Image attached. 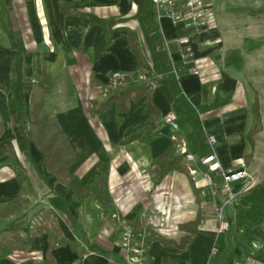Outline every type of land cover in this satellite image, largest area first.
<instances>
[{"label": "crops", "instance_id": "1", "mask_svg": "<svg viewBox=\"0 0 264 264\" xmlns=\"http://www.w3.org/2000/svg\"><path fill=\"white\" fill-rule=\"evenodd\" d=\"M204 1L216 23L208 30L164 8L158 17L154 0H2L0 206L10 209L0 216V264H126L112 214L137 228L148 209L140 200L166 223L199 220L195 231H160L144 264H264V0ZM233 50L239 69L227 64ZM116 70L128 81L105 96ZM181 142L197 160L156 183V160ZM213 152L225 168L245 162L253 180L244 191L251 178L235 182L223 233L217 182L188 169L204 170Z\"/></svg>", "mask_w": 264, "mask_h": 264}, {"label": "built area", "instance_id": "2", "mask_svg": "<svg viewBox=\"0 0 264 264\" xmlns=\"http://www.w3.org/2000/svg\"><path fill=\"white\" fill-rule=\"evenodd\" d=\"M157 6L158 17H161V9L164 8L165 15L172 18L175 23L186 22L190 25L196 26L200 29H212L216 27L215 18L213 12L208 8L209 3L204 0H187L185 4L179 5L178 0H154ZM179 43L182 46V51L187 62V57L193 56V50L190 45V39L183 37L179 39ZM194 66L192 71L195 74H200L197 62L192 59ZM129 75L124 71H113L109 75V80L103 88V93L106 96L116 90L123 87L128 81ZM137 78L140 81L148 79L147 71L138 70ZM165 120L170 124L173 134L172 138L177 141L178 138L175 133L178 131L179 124L177 122V116L173 112H169L165 116ZM216 138L214 135L209 136V142L214 144ZM177 152L184 155L187 161L194 162L197 160L194 154L190 153L186 147L185 142L176 144ZM200 163L204 166V170L200 171L197 168L189 167L191 175H201L208 186H215V176L220 179L219 191H214V198L220 196V201H216L214 204L215 216L218 220V224L215 227L217 233H223L231 229V222L225 214L227 208L232 207L237 201L240 192L235 190V182L244 180L250 177V174L246 170L245 162L240 163L239 168H225L219 161L217 155L213 152L207 154L200 159ZM251 178V177H250ZM253 186V180L246 184L244 190H248ZM112 217L120 223L121 235L120 245L126 252V264H144L143 259L147 253L149 246V232L144 229L142 232H136L133 224L121 216L119 212L112 214ZM203 226V224H202Z\"/></svg>", "mask_w": 264, "mask_h": 264}, {"label": "rangeland", "instance_id": "3", "mask_svg": "<svg viewBox=\"0 0 264 264\" xmlns=\"http://www.w3.org/2000/svg\"><path fill=\"white\" fill-rule=\"evenodd\" d=\"M147 1V7L151 8L152 3L151 0H146ZM2 0H0V4H1ZM180 154V153H179ZM182 155V154H180ZM186 158L183 157L182 160V165H186ZM191 167V166H190ZM189 169V168H188ZM190 173V172H189ZM193 176V175H192ZM217 184H220V179L215 178ZM152 192H149V194H151ZM139 204H144L147 206V211L145 212V215H142L141 218L138 221V227H135L136 232H142L144 229L147 230V232H149V242L152 241V239H154V237L158 236L161 237L163 236L162 234H160L161 232H165V233H169V234H173L175 232H179L182 230H188L191 232V230H195L199 220L195 221V222H184V221H180L179 223L176 222H172V223H166L164 222L162 219L163 217V213L160 211H156L153 212L150 208V206H148L146 204V202H144L143 200L139 201ZM10 209L9 204L7 206H0V216L5 217L7 211ZM14 213H19V208L18 206H14L12 207V209ZM175 213V212H174ZM15 216V215H14ZM8 217V216H7ZM14 217H12L13 219ZM0 219V221L6 222V220L8 219ZM4 226V223L0 224V229H2V227ZM0 240H4L3 239V234H1L0 232ZM2 241H0L1 243Z\"/></svg>", "mask_w": 264, "mask_h": 264}, {"label": "trees", "instance_id": "4", "mask_svg": "<svg viewBox=\"0 0 264 264\" xmlns=\"http://www.w3.org/2000/svg\"><path fill=\"white\" fill-rule=\"evenodd\" d=\"M145 18H146V22H148L147 15H145ZM227 64L234 65L238 69L241 68L243 66V58L241 51L240 50L231 51L227 56ZM259 106H260L259 102L256 99L253 108L258 118H259ZM151 134H152L151 129L148 128L146 131L140 134L133 135L132 138H137V137L146 138ZM182 160H183V156L178 155L176 153L175 148L168 150L161 158L156 160V167H157L156 183H159L164 178V176L170 172L183 170L184 167L182 165ZM219 185H218V189H220ZM195 230H191V231H195Z\"/></svg>", "mask_w": 264, "mask_h": 264}]
</instances>
